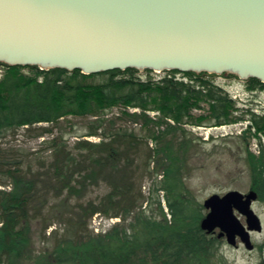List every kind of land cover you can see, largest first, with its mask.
Segmentation results:
<instances>
[{
  "label": "trees",
  "instance_id": "obj_1",
  "mask_svg": "<svg viewBox=\"0 0 264 264\" xmlns=\"http://www.w3.org/2000/svg\"><path fill=\"white\" fill-rule=\"evenodd\" d=\"M0 66V264H228L187 185L200 139L188 127L249 122L264 134V113L238 107L207 73ZM73 119L84 132L64 129ZM96 215L120 221L99 231Z\"/></svg>",
  "mask_w": 264,
  "mask_h": 264
},
{
  "label": "water",
  "instance_id": "obj_2",
  "mask_svg": "<svg viewBox=\"0 0 264 264\" xmlns=\"http://www.w3.org/2000/svg\"><path fill=\"white\" fill-rule=\"evenodd\" d=\"M0 63L86 75L231 73L264 83V0H0ZM258 197L211 195L201 228L255 250Z\"/></svg>",
  "mask_w": 264,
  "mask_h": 264
},
{
  "label": "rangeland",
  "instance_id": "obj_3",
  "mask_svg": "<svg viewBox=\"0 0 264 264\" xmlns=\"http://www.w3.org/2000/svg\"><path fill=\"white\" fill-rule=\"evenodd\" d=\"M6 71L4 66H0V78ZM28 72V69H26ZM195 73V72H194ZM142 77L148 74L141 71ZM168 72H154L152 76L160 79L167 76ZM201 74V73H198ZM207 78L214 81L234 100L238 107L252 109L253 111L264 113V90H251L247 80H242L235 74L225 73L222 75L209 74ZM182 78L183 74H178ZM193 113L197 115H207L208 105L202 104L195 108ZM86 121L73 119L70 123H64V129L72 134L84 132ZM74 126L73 129L71 128ZM249 122L228 125L219 129L210 127L189 126L188 130L192 136L200 138L197 140V147L194 149L195 157L191 162L192 174L187 180L189 190L192 192L199 205L204 207L206 198L213 194L224 195L229 191H239L248 194L257 191L258 177L260 171L264 169L261 163L264 161V134H258L254 130H249ZM16 143H20L26 148L36 150L42 139H26L17 136ZM98 142V138H89ZM147 187V186H146ZM148 188H144L147 191ZM253 203V210L260 217L263 231L252 233V240L256 246L255 250L249 251L238 241L239 246H230L225 239L221 251L228 264H264V198L260 197ZM194 197V199H195ZM237 213V212H236ZM240 220L246 225V218L237 213ZM119 219H106L96 215L92 219V227L99 231L107 230ZM98 230H96L98 232ZM51 231V229L49 230ZM219 234V231L216 233ZM219 237V236H218ZM41 247V245H40Z\"/></svg>",
  "mask_w": 264,
  "mask_h": 264
}]
</instances>
